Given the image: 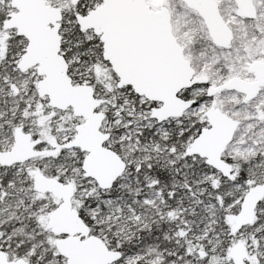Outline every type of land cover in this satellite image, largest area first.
Returning a JSON list of instances; mask_svg holds the SVG:
<instances>
[{"label": "snow or ice", "instance_id": "obj_1", "mask_svg": "<svg viewBox=\"0 0 264 264\" xmlns=\"http://www.w3.org/2000/svg\"><path fill=\"white\" fill-rule=\"evenodd\" d=\"M0 264H264V0H0Z\"/></svg>", "mask_w": 264, "mask_h": 264}]
</instances>
